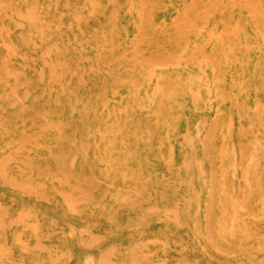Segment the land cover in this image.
Wrapping results in <instances>:
<instances>
[{"label": "rangeland", "instance_id": "obj_1", "mask_svg": "<svg viewBox=\"0 0 264 264\" xmlns=\"http://www.w3.org/2000/svg\"><path fill=\"white\" fill-rule=\"evenodd\" d=\"M0 264H264V0H0Z\"/></svg>", "mask_w": 264, "mask_h": 264}, {"label": "bare ground", "instance_id": "obj_2", "mask_svg": "<svg viewBox=\"0 0 264 264\" xmlns=\"http://www.w3.org/2000/svg\"><path fill=\"white\" fill-rule=\"evenodd\" d=\"M233 221V220H232ZM93 261V260H92Z\"/></svg>", "mask_w": 264, "mask_h": 264}]
</instances>
